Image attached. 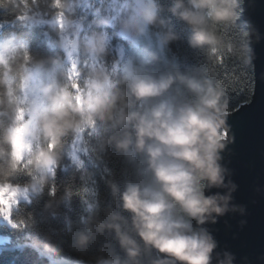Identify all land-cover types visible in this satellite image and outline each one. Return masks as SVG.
<instances>
[{"label":"clouds","instance_id":"obj_1","mask_svg":"<svg viewBox=\"0 0 264 264\" xmlns=\"http://www.w3.org/2000/svg\"><path fill=\"white\" fill-rule=\"evenodd\" d=\"M118 2L114 16L93 21V29L81 38V25L72 19L73 0H51V7L60 10L50 21L60 38L49 47L69 60L78 56L87 62L80 92L73 89L75 77L59 53L33 54L16 33L0 38V207L6 208L0 218L8 222L21 200L38 198L46 189L53 197L45 205L52 217L61 206H70L73 195H92L87 185L93 174L79 161L85 187L59 197L51 191L67 142L74 139L96 160L114 149L135 165L138 177L123 190L107 180L118 210L85 200L88 215L81 218L82 228L69 227L71 248L82 256L100 236L115 241L116 246L105 243L90 264H235L231 252H217L218 242L205 227L229 213L246 214L233 202L238 186L223 163L230 104L211 79L185 74L166 58L179 36L164 13L183 24L193 49L215 53L224 47L218 28L238 30V43L228 51L245 68L255 67L253 38L262 37L242 19L245 0H169L168 7L161 0H113ZM0 10L16 14L22 25L39 22L27 0H0ZM107 28L138 49L125 58L121 45L122 62L111 69L103 63L113 39ZM21 175L28 181L14 183ZM20 221L33 224L31 218ZM24 247L48 264H83L64 256L62 246L48 237H30Z\"/></svg>","mask_w":264,"mask_h":264},{"label":"trees","instance_id":"obj_2","mask_svg":"<svg viewBox=\"0 0 264 264\" xmlns=\"http://www.w3.org/2000/svg\"><path fill=\"white\" fill-rule=\"evenodd\" d=\"M161 2L165 7L170 6L169 0H161ZM27 3L31 8L30 14L38 13V19H50L60 12L59 9L51 7V0H35V3L33 0H27ZM73 4L74 15L72 19L77 20L79 18L81 28L78 35L81 38L93 29V21L105 15L114 16L115 12L121 8V3L114 4L113 0H79L78 3L77 0H73ZM64 16H68V13L65 12ZM164 16L171 21L172 27L179 36V39L165 51L166 58L185 74L211 79L214 85L223 91L229 101V115L250 103L255 87L253 68H245L236 56L228 51V46L235 47L238 43V30H225L222 26L218 28V34L223 40L224 47L214 53L209 49L191 48L188 44L190 34L183 24L167 12L164 13ZM16 20V14L0 10V38L8 33H16L28 43L29 50L33 54L53 56L59 53L61 58L65 59V66L71 70V75L75 77L72 82L73 89L80 92L81 69L87 71V62L81 61L78 56H73L69 60L62 50L51 49L49 42L58 40L60 37L49 25L34 23L28 26L15 23ZM244 26L242 20L241 27ZM74 30V28L69 29V32L73 33ZM105 30L109 35H113L114 30L112 28ZM121 45L124 48L123 56L125 58L138 53V49L130 48L125 41L113 35L109 55L103 61L107 68L111 69L114 63L122 62ZM220 56H222V61L218 59ZM152 67L156 71L162 70V66ZM77 161L81 162L84 168L93 174V180L87 185L92 195L86 194L83 198L79 195H73L70 206H61L60 214L56 217H52L45 209L46 203L53 198L49 195L48 189L38 198H30V201L21 200L18 209L14 211L8 222L0 218V248L12 246L18 242L24 243L30 237L41 239L48 237L53 243L62 246L64 256L80 259L83 264H90L91 258L98 254V250L105 243L111 242L116 246L115 241L105 234L98 237L82 256L71 248L72 239L69 227L73 231L82 228L81 218H86L88 215L85 200L89 203L94 200L101 209L113 207L114 210H118L106 182L109 179H114L123 190L126 182L138 178L135 165L125 160L111 148L100 160H96L91 157L90 153L85 154L82 144H78L74 139H69L62 164L56 169V179L51 186V191L55 193V197L63 195L66 190L76 193L85 187L80 179L81 173L77 168ZM28 179L27 176L21 175L17 177L14 183L23 185ZM5 212L6 209L0 207V214ZM122 215L127 217L126 213H122ZM18 217L24 221L31 218L33 224L28 226L23 221L17 222ZM12 224L16 225V229L24 230L17 231L12 227ZM117 251H119L118 247ZM151 258H157V254L153 252ZM0 264H48V261L39 258L38 254L30 248H26L14 252L0 250Z\"/></svg>","mask_w":264,"mask_h":264},{"label":"water","instance_id":"obj_3","mask_svg":"<svg viewBox=\"0 0 264 264\" xmlns=\"http://www.w3.org/2000/svg\"><path fill=\"white\" fill-rule=\"evenodd\" d=\"M243 14L262 38L257 42L254 37L252 44V100L228 116L229 145L223 163L238 186L233 202L244 206L246 214L229 213L205 227L218 242L217 252H231L235 264H264V0H245Z\"/></svg>","mask_w":264,"mask_h":264},{"label":"bare ground","instance_id":"obj_4","mask_svg":"<svg viewBox=\"0 0 264 264\" xmlns=\"http://www.w3.org/2000/svg\"><path fill=\"white\" fill-rule=\"evenodd\" d=\"M17 244H19V246L22 248H26V247L22 246V244H24V243L18 242Z\"/></svg>","mask_w":264,"mask_h":264},{"label":"snow or ice","instance_id":"obj_5","mask_svg":"<svg viewBox=\"0 0 264 264\" xmlns=\"http://www.w3.org/2000/svg\"><path fill=\"white\" fill-rule=\"evenodd\" d=\"M218 59H221V61H222V56L218 57Z\"/></svg>","mask_w":264,"mask_h":264}]
</instances>
